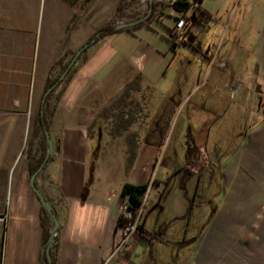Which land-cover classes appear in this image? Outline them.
I'll use <instances>...</instances> for the list:
<instances>
[{
	"label": "crops",
	"instance_id": "0c3cea01",
	"mask_svg": "<svg viewBox=\"0 0 264 264\" xmlns=\"http://www.w3.org/2000/svg\"><path fill=\"white\" fill-rule=\"evenodd\" d=\"M67 1L43 0L41 7V0H15L13 26L0 29L3 34L0 39L4 41V46L0 47V91L3 82L6 95L11 86H21L22 92L11 102L22 104L26 109L25 118L20 120L22 136H18L17 148L13 149H18L19 153L25 149L26 124L28 129L29 118L35 119L50 66L60 56L62 61L68 58L70 50H75L87 36L83 27L84 0L82 6L79 0L80 9L74 6L75 0H71L72 4ZM152 2L153 13L147 22L98 37L84 50L85 57L77 59L80 61L69 73L61 91L58 93L61 85L58 83L50 94L46 115L52 148L49 160L34 180L51 201L58 223L56 241L51 247L53 264H183L176 262L177 256L183 255L182 239L177 242L179 248L174 249L175 260L172 261V251L165 247L160 235L153 236L154 232H148L143 222L146 231H137L125 246L113 250L120 234L116 224L118 209L128 204L127 197L120 194V188L123 183L147 182L143 195L148 203L145 202L144 210L153 204L160 205L165 186L157 194L162 182L157 174L159 164L153 166L157 149L148 146L147 139L156 132L166 134L171 122V133L176 128L179 138L192 136L197 124L192 120L197 115L196 104H207L211 98L212 103L219 98L223 102L230 82L226 83L229 81L227 65L220 64L214 68L216 80L209 83L210 86L218 85L216 93L213 95L212 90L209 91L206 83L213 68L211 57L197 64L190 50L183 47L180 51L184 43L171 48L169 31L177 11L171 0ZM218 2L201 0L198 3L205 10L202 21L217 14ZM44 5L42 25L39 17ZM94 11L95 17L97 8ZM8 56L22 60L13 65L6 62L4 66L3 57ZM10 74H16V78H9ZM135 76H140L141 87L148 89L144 98L150 100L154 109L147 110L142 125L134 123L123 134L112 137L98 114ZM181 113L183 121L176 127ZM132 131L138 133L137 149L126 169L124 135ZM145 132L148 133L144 142L139 137ZM14 163L8 167L10 171L14 166V179L6 211L0 218V258L8 264H44L41 249L50 231L49 219H45L47 215L42 212L28 183L27 157L25 164L22 161ZM152 174L153 182H150ZM218 184L222 183L204 181L199 185L202 187L200 196L209 201V188ZM196 237L193 241L198 240Z\"/></svg>",
	"mask_w": 264,
	"mask_h": 264
},
{
	"label": "rangeland",
	"instance_id": "374dc122",
	"mask_svg": "<svg viewBox=\"0 0 264 264\" xmlns=\"http://www.w3.org/2000/svg\"><path fill=\"white\" fill-rule=\"evenodd\" d=\"M72 1L67 2L72 4ZM75 1L74 6L80 9L79 0ZM80 1L82 6V0ZM14 2L15 0H0V22L4 24L0 26L2 31L6 26L9 29V25L13 26V8L16 7ZM117 2L118 0H84L86 13L85 17L84 15L82 17L85 21L83 27L87 34L86 38L103 22H119L121 18L125 20L135 18L143 15L147 8V0H122L119 11L115 13L113 8ZM42 3L43 0H41V7ZM218 3L217 14H212L204 21L201 18L204 16L203 9L195 5L189 6L191 9L199 7L202 13L199 18H195L196 22L193 25L196 40L182 43L180 51L183 47L190 50L197 64L211 57L213 68L208 73L206 85L209 91L212 90L213 95L218 88L216 84L209 85L212 79L216 80L214 68L220 64L227 65L226 73L229 81L226 80V83L230 82V87L223 102L220 98V100L215 99L214 107L217 108L215 114H220L221 117H217L219 121L214 123L209 131L206 148L208 162L214 163L212 170L215 171L218 165L222 184L209 188L210 191L207 194L209 201L200 196L202 187L199 185L204 180L201 179L202 181L200 180L196 187L198 171L195 168L198 166L191 167L188 163L185 164L186 138H179L175 132L176 128L171 133L173 122L166 134L156 132L153 137L147 139L148 132H145L142 137L139 135V138L144 142L147 139L148 146L157 149V158L153 166L159 164L157 174L162 180L157 194H160L164 186L165 189L160 205L153 204L149 208L145 207V210L143 206L144 212L142 210V213L134 218L135 225L138 226L143 221V226L148 232H154L153 236L160 235L165 247L172 251V261L175 260L174 249L179 248L177 242L182 239L183 255L177 256V263L182 261L183 264H264V0H219ZM95 8H97V14L94 17ZM41 10L39 19H42V25H44L45 5ZM73 18L74 16L71 19ZM19 19L21 20V17L18 16L17 20ZM2 36L3 34H0V38ZM92 43L85 47V50ZM3 46L4 41L0 39V47ZM82 54L84 55V50ZM79 57L75 59L72 67H75L82 59L81 56L77 61ZM3 60H5L3 64L5 66L6 62L13 65L22 58L8 56V58L3 57ZM58 67L55 66L52 72L58 71ZM65 77L67 76H63L58 82L61 83L58 93L67 79ZM9 78H16V74H10ZM2 86L3 89L0 91V218L6 211L8 194L14 179V166L10 171L8 167L13 161L15 163L22 161V164H25L27 157L24 151L19 153L18 149L13 150L17 148V138L18 136L21 138L23 132V128L20 129V120L26 116V109L22 104L11 102L14 96L22 92L19 89L21 86H11L7 95L4 82ZM147 90L141 87L136 93V98L146 106V110H153L154 106L150 104V100L144 98ZM206 103H212V98ZM31 119L29 118L28 129L26 128L27 137L30 134ZM203 119L204 115L197 108V115L192 117L193 122L199 123ZM181 121H183V114L178 117L176 127ZM29 139L31 150H38L36 139L37 141L40 139L39 131L31 134ZM44 145L46 148V143ZM202 156L205 157L204 152ZM206 165V163L203 164V166ZM183 173L186 176L180 181L179 177ZM152 177L153 174L150 182H153ZM123 206L126 207V205L120 207ZM206 210L208 213L205 212ZM122 222L123 219L119 221V226ZM48 224L51 227L50 220ZM1 228L0 225V234ZM197 234L199 237H196ZM132 235L133 233L127 241L113 250L125 246ZM195 237L198 240L193 241Z\"/></svg>",
	"mask_w": 264,
	"mask_h": 264
},
{
	"label": "trees",
	"instance_id": "16d2710c",
	"mask_svg": "<svg viewBox=\"0 0 264 264\" xmlns=\"http://www.w3.org/2000/svg\"><path fill=\"white\" fill-rule=\"evenodd\" d=\"M121 1L122 0H118V2L116 3L115 8H114L115 13L118 12L120 9ZM192 1L194 3H192ZM192 1L190 2L188 0H171V5L176 11H179V10H184L188 8L190 5L192 6L195 4V6H198V3L201 0H192ZM153 8L154 6L152 2L151 11L148 13V15H146L142 20H139L133 23L132 25L115 28L114 25L118 22H114V21L103 22L102 25L96 28L92 32V34H90L83 42H81V44L74 51H71L68 58L62 61L63 57L60 56L50 66L48 75L46 76L42 91L40 93V99L38 102L36 117L34 120L31 121L30 134L26 138V142H25L24 152L27 154L26 164H27V171L29 175L34 171H36V174H37L43 168L46 162L49 160V155L46 158L44 157L46 148L44 145L45 137L43 133L44 128L48 130V117L46 115L47 107H48L47 103L49 102V97H50L52 90L55 88V86L58 84L61 78L63 76L68 77L69 73L74 69L72 65L75 59L79 56H82V59H83L85 55H83L82 53H83V50H85V47H87L90 43L96 41L98 37H103L105 34H107L110 31H115L120 28L128 29L137 23L147 22V20L151 17L153 13ZM131 19H134V18H129L126 20L123 19L119 22L131 20ZM169 35H170V31H169ZM187 36H188V43L196 40L195 34L192 33V31H188ZM55 66H59L57 68L58 71H55V73H53L52 71L54 70ZM67 77H65V79ZM140 88H141L140 76H135L134 78H132L131 80L125 83L120 93L108 105L104 106L100 110L98 117L102 118L103 121L107 124L108 135L112 137L119 136L123 134L130 125L134 123H137L138 125H142L144 123V119L147 116L146 106L140 103L139 100L136 98L137 96L136 93L139 92ZM37 130L40 133V139L38 141V150L37 151L34 150L30 152L31 151V141L29 137L31 136V134H33ZM137 142H138V133L136 131H132L124 135V145H125L124 165L126 169L130 166L136 154ZM215 183L216 184L221 183V181L217 178V181H215ZM146 186H147V182L142 183V184H137V185L129 184V183L122 184L120 188V194L127 197L128 199L127 207L131 211V214L134 213L135 208L140 204L141 198L146 189ZM44 197L51 205L52 204L51 201H49V199L45 195ZM51 208L55 215V211L52 205H51ZM41 210L45 215L44 210L43 209ZM46 218L47 217H45V219ZM119 221H120V218H117V221H116L117 225H119ZM142 222L141 224L136 226L137 231L145 230L142 226ZM55 241H56V236H53L52 238H50L49 234H47L44 238L42 249H41V260L43 261L44 264H47L46 262H48V264H53L54 251L51 249V247L53 246V243Z\"/></svg>",
	"mask_w": 264,
	"mask_h": 264
},
{
	"label": "flooded vegetation",
	"instance_id": "af4514ba",
	"mask_svg": "<svg viewBox=\"0 0 264 264\" xmlns=\"http://www.w3.org/2000/svg\"><path fill=\"white\" fill-rule=\"evenodd\" d=\"M181 43H188V36L183 42L180 43H172L169 40V46L171 48H174L175 46ZM215 104H216L215 100L213 103H209V104H203L202 102L196 104V107L199 108V112L204 115V119L196 124L197 129L192 134V136L185 137L187 143V147L185 148V154H184L185 164L188 163L191 166L193 165L198 166L195 168L198 171L197 172L198 175H196L197 177L196 187L201 179L206 182L209 181L215 182L217 181L218 178L222 182V177L219 176V169L217 168L218 165L215 167V171L212 170L214 163L208 162L207 160L208 158L206 157L207 138L209 135V131L211 128H213L214 123L219 121L217 117L218 116L221 117L220 114H215L217 109L216 107H214ZM206 116L208 117L210 116V118H206ZM197 141L199 143H197ZM202 152H204L205 157L202 156ZM204 163H206L207 165L203 166ZM205 168L207 170L206 172H204ZM184 176H186L185 173L181 174L179 180L181 181Z\"/></svg>",
	"mask_w": 264,
	"mask_h": 264
},
{
	"label": "built area",
	"instance_id": "2783aa9c",
	"mask_svg": "<svg viewBox=\"0 0 264 264\" xmlns=\"http://www.w3.org/2000/svg\"><path fill=\"white\" fill-rule=\"evenodd\" d=\"M195 5V4H194ZM192 5V6H194ZM125 10L128 12V10L125 7ZM124 10V11H125ZM202 11H199V8L191 9L190 7L177 11L176 17L174 19V22L170 28V35L169 39L172 43H180L183 42L187 37V32L190 30V26L195 23L196 19L199 18V15L201 16ZM124 18H121L123 20ZM145 202V196L143 195L141 198L140 204L135 208V211L133 214H131V211L129 208L125 206L119 208V214L117 218L123 219L122 225L120 227V234L119 238L116 241L114 248L116 249L119 245L123 244L125 241L128 240V237L131 235V233L135 234L137 232V228L135 225V219L137 216H139L142 213L143 210V204ZM131 216V217H130ZM132 218V219H130ZM127 219V221H125ZM122 231V232H121ZM115 251V250H114ZM0 264H8L4 262L0 258Z\"/></svg>",
	"mask_w": 264,
	"mask_h": 264
},
{
	"label": "water",
	"instance_id": "95a60500",
	"mask_svg": "<svg viewBox=\"0 0 264 264\" xmlns=\"http://www.w3.org/2000/svg\"><path fill=\"white\" fill-rule=\"evenodd\" d=\"M151 3H152V0H147V8H146V11L143 15L138 16V17L131 19V20L118 22L114 25V27L119 28L122 26H128V25H132L133 23H135L139 20H142L151 11ZM26 128H27V124H26ZM43 133H44L45 143H46V150H45V156L44 157L46 158L49 155V153L51 152L52 145H51V141H50V138L48 135V130L44 128ZM35 174H36V171L32 172L29 175L28 183H29L30 187L33 189V191H34V193H35V195L39 201L40 207L44 210V212L48 216V219L51 221L49 237L52 238L53 236H55V233H56V230L58 227V223H57L55 215L52 211L50 203L45 199L44 195L42 194V192L39 190V188L37 187V185L35 183V180H34ZM46 251H47V249H46ZM46 263L48 264V262H46Z\"/></svg>",
	"mask_w": 264,
	"mask_h": 264
}]
</instances>
